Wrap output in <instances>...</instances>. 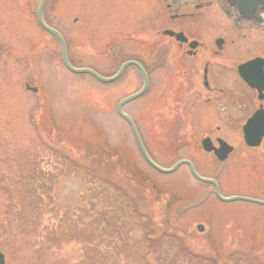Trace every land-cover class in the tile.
Returning a JSON list of instances; mask_svg holds the SVG:
<instances>
[{
    "label": "rangeland",
    "instance_id": "rangeland-1",
    "mask_svg": "<svg viewBox=\"0 0 264 264\" xmlns=\"http://www.w3.org/2000/svg\"><path fill=\"white\" fill-rule=\"evenodd\" d=\"M39 3L0 0V250L6 264H264V205L218 200L213 187L197 181L187 166L172 174L149 167L129 125L117 113L118 103L143 86L138 70L130 66L119 80L108 84L67 70L58 41L38 23ZM168 11L166 0H47L44 16L64 35L75 67L105 77L129 60L147 67V92L124 110L137 124L154 161L168 168L178 160H191L200 175L218 179L224 196L264 200V141L249 148L243 145L240 130L217 128L223 123L217 113L233 107L232 94L239 86L233 70L256 51V40L264 34L247 32L245 40L239 37L235 45L246 50L235 59L231 46L225 52L231 54L229 61L207 57L215 65L213 80L216 66L221 71L213 84L222 93L212 106L206 102L211 92L203 86L202 62L185 53L187 45L180 47L163 33L178 29ZM213 16L212 23L225 21L221 12ZM181 25L188 26L185 21ZM207 29L213 35L206 31L202 35L213 44L219 26ZM227 37L230 42L232 35ZM205 137L215 144L217 137L224 138L234 145V153L219 161L202 148ZM85 144L108 145L160 187L136 188L119 168L108 174L95 162L91 165L149 215L144 227L126 236L119 223L106 231L107 225L95 226V212L89 214L88 209L92 204L100 208L98 193L88 194L82 176H66L57 158L60 150L85 163ZM35 189L47 193L42 201L36 200ZM17 194L26 200L22 202ZM167 203L183 208L178 227L161 224ZM45 210L58 211L60 217L50 219L43 215ZM19 212L30 216H25L30 226L40 222L37 235L18 231L14 216ZM68 215L72 223L65 224ZM48 224L63 227L52 239L57 242L52 248L47 246L52 237L40 232ZM75 228L84 229L81 241ZM149 240L156 244L144 251L146 258L140 261L136 252Z\"/></svg>",
    "mask_w": 264,
    "mask_h": 264
},
{
    "label": "flooded vegetation",
    "instance_id": "flooded-vegetation-1",
    "mask_svg": "<svg viewBox=\"0 0 264 264\" xmlns=\"http://www.w3.org/2000/svg\"><path fill=\"white\" fill-rule=\"evenodd\" d=\"M261 2L263 3L254 7L256 9L255 14L246 15L248 13L243 10L241 4L236 0H166V6L169 9L167 14H169V18L173 22L178 24V29L177 27L176 29L167 28L163 33L168 37L174 38L176 41H178L177 34L171 35L170 33H166V31L183 33L188 38V41L184 43L178 41V44L180 47L187 45L188 48L185 50V53L198 62H202L203 86L208 90V93L211 92V96L206 100L208 105L213 106L215 104V99H218V96L222 93V89L213 84L215 80L218 81L220 79V67L216 66L218 70L216 73L217 77L213 80L211 73L215 65H212L207 57L221 58L222 60L229 61L231 54L226 56L225 52L231 46L233 49L231 57L235 59L239 51L246 50H242L241 46L235 45L239 37L245 40L247 32L252 33L251 35L256 33L264 34V0ZM220 12L224 16L225 21L222 22L220 16H216V19H220L222 23H212V19H215L213 15L220 14ZM184 21L188 24L187 27L181 25ZM214 26H219L220 33L212 44L208 43L209 38L205 37L206 35H202V32L206 31L210 35L209 37H211L214 31L207 29V27L214 28ZM228 33L232 35L230 42H228ZM262 38L256 40V51H251L250 47H248L252 55L240 61L236 65L235 70H233L238 77L236 81H239V86L234 87L235 91L232 94L233 107L231 109L223 107V112L217 113L220 119L222 117L221 120L223 121L222 125H218V130H221L223 127L230 130H240L242 143L246 147L247 144L243 132L244 126L258 112L261 113L260 119H264V36ZM212 45L214 46L212 47ZM250 61L255 62L251 66L242 67ZM243 71L247 76L253 75L252 79H250L253 85L244 80ZM233 84H235V81ZM219 139L225 140L224 138L217 137L215 140L217 144L214 143L217 147L219 146ZM263 141L264 138L262 143ZM212 153L214 154V152ZM215 157L218 159L216 155ZM214 178L217 179L216 177Z\"/></svg>",
    "mask_w": 264,
    "mask_h": 264
},
{
    "label": "trees",
    "instance_id": "trees-1",
    "mask_svg": "<svg viewBox=\"0 0 264 264\" xmlns=\"http://www.w3.org/2000/svg\"><path fill=\"white\" fill-rule=\"evenodd\" d=\"M85 146H86V152L88 153L87 159H85V163L84 161L81 162L73 158V156H71L70 154L60 153V150H57V154H58L57 158H59L58 160L62 162L61 165L67 171L66 176H69L71 174L82 176V179L83 180L85 179V183L88 185V188H87L88 194L90 195L91 194L90 192H92V194L98 193L96 196V199L98 200L97 204L101 205L100 208L102 210L99 207L96 208L95 204H92L91 207H89L88 209L89 214L92 212H95V215H93L95 217L94 219L95 226L97 228L101 227L104 229L105 225H107L105 228V231H106V229H110L119 223L124 228L123 232L127 234L126 236H128L129 233H132L133 231L139 228H142V226L144 227L143 220L149 217V215L137 209V207L134 205L131 199L128 198V194L126 193V191L121 189L120 185H117L113 179L107 178L104 174L92 169L93 167H91V165L95 162L97 166L102 167L104 170L107 171L108 174H111L114 171H117V169L119 168L120 172L121 173L123 172L124 174L123 177L124 178L128 177V180L126 179L125 180L128 181V183L131 185L134 184L135 185L134 187L136 188H144L145 190L146 188H150V187L155 188V189H159L160 187L156 186V184L151 182V180L148 179L146 174L143 173L144 171L142 172V170L139 169L138 166L131 161V159L122 157L118 153L114 152L112 149L110 150L108 145L106 146V148L102 145H97L93 147L92 145L85 144ZM25 180L27 181V179ZM26 181L23 182L24 186H25V183H27ZM16 186L19 187V185L17 184ZM157 191L159 193V190ZM35 193H36L35 197H37L36 199L37 201H39V199L40 201H42L44 199L45 194L47 195V193H43V192L40 193L37 189H35ZM17 197L22 202L23 200L24 201L26 200L24 199L25 197H22L19 194H17ZM36 206L37 208L39 207L38 205H35V207ZM162 209L164 210L163 211V221H165V223H161V224H163L164 226L167 225L169 227L170 226L178 227L180 225L179 221L181 220V217L183 215L182 214L183 208L177 205H172V203H169V204L167 203V205L165 204V206ZM45 213L48 214L50 219H52V217L53 218L60 217L58 211L52 212V211L45 210L43 215ZM23 214L22 213L20 214L19 212L15 214L14 216L15 223L19 226L18 231H20L22 235L24 236L25 234L26 235H30V234L37 235L38 231L40 230L38 229L40 226V222L38 223L36 221L38 224L34 223L33 226H30L29 224L31 223V221L29 220L27 221V219L25 218L27 214H24V215ZM171 215L173 216L169 219ZM69 222L72 223L68 215L66 217L65 224ZM60 230H63L62 224H58V225L48 224L44 228V230L40 232L41 234L46 233V238L52 237L51 238L52 240L54 239V237H56L60 233ZM83 230H84L83 228H75V231L79 233L76 236L77 240L81 236V233L83 232ZM97 230L99 231L100 229H97ZM101 234H102L101 236L105 235L103 233ZM146 236L150 237V233L147 230H146ZM41 237L43 238V236ZM51 240L47 242V246L50 248H52L53 246H56L55 244L57 243V242H54L55 240H52V241ZM67 241L68 240H65L64 242L68 243ZM78 241H81V240H78ZM82 242L87 243L89 241L88 240L85 241L84 239L82 240ZM142 242L144 241H139L140 245L142 244ZM148 244L149 245L147 244L145 245L146 247H141L142 249L141 252H136L137 253L136 256L138 257L140 261H144L146 258L145 256L146 254L144 253V251L151 247H154L156 243L152 240H149ZM58 245L60 246V243H58Z\"/></svg>",
    "mask_w": 264,
    "mask_h": 264
},
{
    "label": "water",
    "instance_id": "water-1",
    "mask_svg": "<svg viewBox=\"0 0 264 264\" xmlns=\"http://www.w3.org/2000/svg\"><path fill=\"white\" fill-rule=\"evenodd\" d=\"M236 1L239 4H241V6L243 7V10H245L248 13L246 15L255 14L256 9L254 7L259 5L260 3H263V2H261L263 0H236ZM46 4H47V0H40L39 6L37 9V20H38L40 26L43 28V30H45L47 33H49L53 37H55L57 39V41L59 42V45L61 48V53H62V61H63V64L67 70H69L70 72H72L74 74L90 75L102 83H112V82L118 80L124 74V72L127 70V68L130 66L136 67V69L141 74V76L143 78L142 88L139 91H137L133 94H130L129 96L123 98L118 103L117 113L129 125V127L132 131V134L135 138V141L137 143V146H138L144 160L151 167H153L155 170L159 171L160 173L171 174V173H174L176 170H178L181 166L186 165L189 167V170L195 179L199 180L200 182L206 183V184H211L214 187V193L220 201L227 202V203L235 202V201H245V202L264 205V200H258V199H254V198H250V197H244V196H228V197L224 196L221 193V189H220V186H219L217 180L200 175L198 173V171L196 170L194 164L190 160H187V159L179 160L170 168H164V167L160 166L158 163H156L152 159V157L149 155V153L145 147V144L143 142L142 136H141L133 118L124 111L125 105H127L131 101H134V100L140 98L148 90L149 76H148L145 68L143 67V65L141 63H139L138 61H135V60L126 61L120 66L118 71L113 76H110V77H105V76L99 74L98 72H96L95 70L90 69V68L75 67L70 62L67 42H66L64 36L57 29L50 26L44 18V10H45ZM166 33H170L171 35H175V33L173 31H167ZM177 39L182 41V42L187 41V38L184 36L183 33L177 34ZM192 46H193V44H192ZM254 62L255 61H250V62L244 64L242 67L251 66ZM242 75L248 83L253 85L251 80H250V79H252L253 75L247 76L244 73V71L242 72ZM27 88L34 91V92H37V88H32L29 85L27 86ZM260 115H261L260 112L254 114L249 119L247 124L244 126V138H245L247 145H249L251 147L259 146L262 142L263 137H264V119L261 120ZM218 143H219V147L216 148V147H214L213 142L210 138L207 137V138L202 140V146H203L204 150H206L208 152L213 151L216 154V156L219 158V160L224 161L228 158L229 154L233 151V146L228 144L223 139H219ZM199 229L202 230L203 227L201 225H199ZM0 264H5V256L1 251H0Z\"/></svg>",
    "mask_w": 264,
    "mask_h": 264
}]
</instances>
